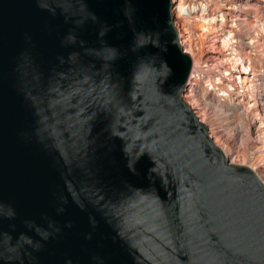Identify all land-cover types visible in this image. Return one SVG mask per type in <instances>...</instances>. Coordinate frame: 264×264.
Here are the masks:
<instances>
[{"label": "water", "instance_id": "water-1", "mask_svg": "<svg viewBox=\"0 0 264 264\" xmlns=\"http://www.w3.org/2000/svg\"><path fill=\"white\" fill-rule=\"evenodd\" d=\"M173 0H0V264H264V185L182 95Z\"/></svg>", "mask_w": 264, "mask_h": 264}, {"label": "bare ground", "instance_id": "bare-ground-1", "mask_svg": "<svg viewBox=\"0 0 264 264\" xmlns=\"http://www.w3.org/2000/svg\"><path fill=\"white\" fill-rule=\"evenodd\" d=\"M185 1L175 0L176 4L172 11L175 21L174 25L179 33L180 45L193 61L189 87L183 95L184 102L192 109L194 115L200 120V123L209 127L212 140L217 146L221 147L225 157L229 160L228 162L234 166L250 169L264 185V104L262 103L264 90L263 84H259L261 80L264 83V73L261 74L255 71L250 61L240 54L238 49L234 48L235 41L231 36L222 38V46L234 52L230 54L233 55L234 73L225 75L227 77V84L222 79H218L219 83L216 84V87H221V97L228 101V107L221 113L218 108L213 106L208 101L207 96L200 91L202 77L198 71L199 66L203 65V62L207 64L213 57L205 52L201 46L195 45L192 42V31L178 20L182 18L181 13L189 9V19L201 22L200 27L203 31L214 33L216 32V28L214 27L216 18L206 17V6L200 15H193L194 8L185 4ZM225 15L227 16L228 14L226 13ZM225 15L223 19H226ZM262 77L263 79H261ZM239 87L243 89L242 92H239ZM250 114L253 116L252 121L249 120ZM223 127L236 133L247 131L248 139L253 136L256 137L257 144L254 147L253 164L251 166L244 162L247 159L244 150L239 151L233 148L218 136V132ZM245 148L248 149V145Z\"/></svg>", "mask_w": 264, "mask_h": 264}, {"label": "rangeland", "instance_id": "rangeland-1", "mask_svg": "<svg viewBox=\"0 0 264 264\" xmlns=\"http://www.w3.org/2000/svg\"><path fill=\"white\" fill-rule=\"evenodd\" d=\"M185 2V4L194 8V11L192 10L193 15H200L206 6V17L216 18L214 23L216 32L214 33L203 31L200 27L201 22L199 21H193L183 17L179 18L178 21L192 31V42L195 45L201 46L205 52L213 57L207 64L203 62V65L201 64L198 68L202 77L200 91L205 94L208 101L222 113L226 110V107H228V101L221 97V87H216V84L219 83L218 79H222L223 82L227 84V77L225 75L234 73L233 55H230L234 52L229 48L223 47L221 39L231 36L235 41L234 48L238 49L239 53L250 61L255 71L261 74L264 73V0H186ZM173 4H176L175 0H173ZM188 11L190 10L188 9ZM226 13L228 14L227 16L225 15ZM224 15L226 19H223ZM261 79H263V77ZM259 84H263L262 87L264 90V83L262 80ZM238 90L239 92L243 91L241 87H239ZM262 103L264 104V95L262 96ZM189 109L192 111L190 107ZM192 113L194 114L193 111ZM194 116L196 117V115ZM249 120H253L251 114L249 115ZM205 126L212 140L209 127L207 125ZM218 136H220L224 142L229 143L233 148L239 151L244 150L247 155V159L244 160L245 164L249 166L253 164L254 147L257 144L255 136L248 139L247 131L236 133L224 127L220 129ZM212 142L217 148L221 149L213 140ZM247 145L248 149L245 148Z\"/></svg>", "mask_w": 264, "mask_h": 264}, {"label": "built area", "instance_id": "built-area-1", "mask_svg": "<svg viewBox=\"0 0 264 264\" xmlns=\"http://www.w3.org/2000/svg\"><path fill=\"white\" fill-rule=\"evenodd\" d=\"M189 11L188 10H185V11H183L182 13H181V16L183 17V18H188L189 17ZM175 22V21H174Z\"/></svg>", "mask_w": 264, "mask_h": 264}]
</instances>
